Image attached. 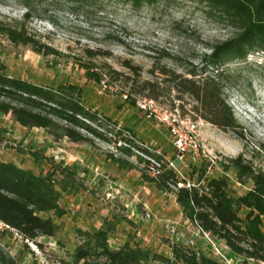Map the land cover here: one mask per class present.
<instances>
[{"label":"rangeland","instance_id":"rangeland-1","mask_svg":"<svg viewBox=\"0 0 264 264\" xmlns=\"http://www.w3.org/2000/svg\"><path fill=\"white\" fill-rule=\"evenodd\" d=\"M32 8L26 28L55 54H37L28 46L13 45L0 34V64L7 74L34 83L81 86L85 106L110 120L100 119V125L90 123L108 140L93 137L92 145L72 144L66 138L54 141L44 129L23 127L10 115L0 113V161L35 173L55 169L57 179L66 168L74 182V187L61 192L60 205L65 213L53 216L59 226L56 237L21 241L15 232L1 226L3 252L18 264H75L71 254L82 239L77 229L93 231L115 223L109 246L119 247L122 240L132 244L138 241L161 256L160 261L148 264H182L174 259L173 246L227 264L215 256L211 243L196 234L195 225L184 219L180 207L176 208L175 191L162 192L142 176L147 174L145 162L150 165L151 159H172L174 146L167 128L147 118L136 101L153 98L167 109L182 105L179 111L183 116L201 121L199 156L192 160L187 155L185 163L177 162L176 166L196 186L225 175L234 195L244 194L252 180H237L233 170L224 172L222 163L242 154L254 170L264 173V52L252 51L245 61L234 60L224 68V92L243 129L245 140H241L233 131H223L195 116L192 100L187 96L183 102L177 100L176 92L161 81L157 68L186 74L188 69L201 66L211 46L234 36L236 29L206 3L32 0ZM25 11L20 0H0V23L20 22ZM89 51H103L107 56L91 57ZM126 62L136 67L138 74L126 67ZM82 63H92L103 73L109 67L120 75H106L95 82L85 77ZM148 80L158 83L157 98L144 89L143 82ZM116 159L126 163L119 165ZM245 213L241 210L239 214L243 217ZM216 243L230 264H243L242 258L229 252L222 241Z\"/></svg>","mask_w":264,"mask_h":264},{"label":"trees","instance_id":"trees-1","mask_svg":"<svg viewBox=\"0 0 264 264\" xmlns=\"http://www.w3.org/2000/svg\"><path fill=\"white\" fill-rule=\"evenodd\" d=\"M25 8L20 22L0 23V34L13 45H23L44 56L55 51L33 33H29L26 22L32 18V0H20ZM78 2L81 0H69ZM152 0H132L136 5ZM212 10H216L227 23L236 29L230 39L211 46L204 54L201 66L188 69L186 74L166 67H157L161 81L176 92L175 98L183 102L189 97L193 105L191 111L223 131H233L238 138L245 140L243 129L238 125L233 109L224 92L225 65L231 61H245L252 51L264 52V0H200ZM91 57L107 56L103 51H89ZM134 74L137 68L126 62ZM85 77L101 82L107 75H120L106 67V73L95 70L92 63H82ZM152 81H144V89L154 98L159 93ZM155 86V87H154ZM84 90L73 83L56 87L34 83L19 76L7 74L0 64V113L10 115L14 122L26 128H41L54 140L66 138L73 143L93 144V137L107 141V136L91 125H100L101 116L83 103ZM153 99V98H152ZM156 100V99H155ZM182 104V103H179ZM182 105H178V109ZM171 108H175L172 105ZM184 114V113H181ZM264 150V146H261ZM127 154L130 151L127 150ZM123 160L116 159L120 165ZM126 163L125 161H123ZM128 168H132L128 165ZM224 172L233 170L237 180L250 178L251 188L241 195H234L227 176L207 179L206 183L190 189L178 188L175 200L182 215L192 224L222 241L229 252L248 261L264 264V173L254 170L242 154L222 163ZM142 176L152 181L157 189L170 193L178 179L175 172L166 165L154 176ZM56 170L35 173L13 162L0 161V221L13 231L21 241H33L39 236L56 237L59 226L53 216L61 217L65 211L60 205L61 192L74 187L68 170L62 169L61 179L56 178ZM71 174V173H70ZM245 210L243 217L240 211ZM115 223L96 230L77 229L82 238L71 254L75 264H148L160 261L161 256L138 241H126L117 248L108 244ZM175 260L182 264H218L206 255L195 256L189 249L172 247ZM0 264H18L3 252L0 247Z\"/></svg>","mask_w":264,"mask_h":264},{"label":"built area","instance_id":"built-area-1","mask_svg":"<svg viewBox=\"0 0 264 264\" xmlns=\"http://www.w3.org/2000/svg\"><path fill=\"white\" fill-rule=\"evenodd\" d=\"M123 98L127 99V95L124 94ZM136 105L147 118L156 120L167 128L174 146V156L172 159H151L153 163L150 165L148 164L150 176H154L158 172V169H161L162 165H166L167 168H171L175 172L178 179L176 185L172 186L173 191H176L178 188L190 189L196 187L195 184L183 176L176 166V163L179 162L184 164L187 155H189L192 160L199 156L201 146L198 140V128L201 121L194 120L189 116H183L178 107L167 109L152 98L138 99ZM148 158L150 159V157ZM145 217L146 219L150 218L148 214ZM194 225L196 234L200 235L205 241L211 243L212 251L215 256L224 259L227 264H230L221 250L217 247V239L201 230L197 224ZM1 226L7 228V226L0 221V227ZM224 247L226 248V246Z\"/></svg>","mask_w":264,"mask_h":264},{"label":"crops","instance_id":"crops-1","mask_svg":"<svg viewBox=\"0 0 264 264\" xmlns=\"http://www.w3.org/2000/svg\"><path fill=\"white\" fill-rule=\"evenodd\" d=\"M64 140V139H63ZM70 142V141H69ZM70 143H72V144H76V143H73V142H70ZM98 168L97 167H95V170H97ZM174 200H175V197H174ZM175 205L177 206L176 208H178L179 209V205L177 204V202H176V200H175ZM185 219V218H184ZM187 220V219H186ZM139 234V232H137V235ZM125 243V240H122V244L121 245H123ZM131 243V242H130ZM132 244V243H131ZM141 244V243H140ZM142 245V244H141ZM142 246H144V245H142ZM225 246V245H224ZM145 247V246H144ZM111 248H117L116 246H111ZM228 250V249H227ZM229 251V250H228Z\"/></svg>","mask_w":264,"mask_h":264}]
</instances>
